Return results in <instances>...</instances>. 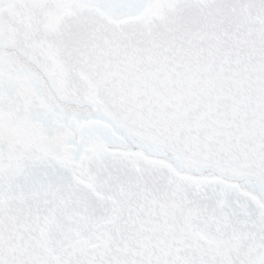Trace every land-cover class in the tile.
Here are the masks:
<instances>
[{"label": "snow or ice", "instance_id": "obj_1", "mask_svg": "<svg viewBox=\"0 0 264 264\" xmlns=\"http://www.w3.org/2000/svg\"><path fill=\"white\" fill-rule=\"evenodd\" d=\"M0 264H264V0H0Z\"/></svg>", "mask_w": 264, "mask_h": 264}]
</instances>
